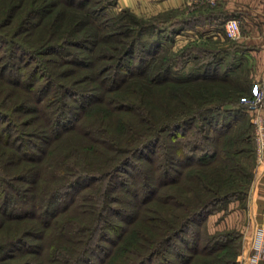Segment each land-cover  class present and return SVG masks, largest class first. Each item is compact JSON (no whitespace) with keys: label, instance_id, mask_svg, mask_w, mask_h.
I'll use <instances>...</instances> for the list:
<instances>
[{"label":"trees","instance_id":"16d2710c","mask_svg":"<svg viewBox=\"0 0 264 264\" xmlns=\"http://www.w3.org/2000/svg\"><path fill=\"white\" fill-rule=\"evenodd\" d=\"M115 2L0 0V264H238L205 227L253 177L245 90L206 93L241 64L193 46L178 74Z\"/></svg>","mask_w":264,"mask_h":264},{"label":"rangeland","instance_id":"374dc122","mask_svg":"<svg viewBox=\"0 0 264 264\" xmlns=\"http://www.w3.org/2000/svg\"><path fill=\"white\" fill-rule=\"evenodd\" d=\"M123 9L130 10L129 8L125 7L119 8L117 6L116 0L115 4L103 9L97 17H99V19L101 20H108L110 24L112 23V27H119L117 26L118 23L125 22L130 26L135 27L134 31L138 30L139 28H145L147 33L142 38L144 43L157 38L161 39L164 44L161 48L160 53H158V57L161 56L162 58H165L166 56H168L170 61H173L172 70L178 74L186 73L187 70H189L195 64L194 58L192 59L190 55L188 57L186 56L185 59H182L180 57H178V59H175L176 56H178V54H180L184 49L189 47V49H191L192 51L193 46L196 48L198 47L200 49L207 50L203 53L205 54V56H209V51H211L209 47H214L216 45L215 43H217V41H215V43H213V41L209 43L196 42L197 40H194L193 42L192 40H189V42L187 41L185 42V44L177 42L175 39L176 33H173V35L171 34L172 30L178 28L179 26V22L175 21L176 10L163 11L150 16H140L130 10L133 13L131 18L123 16V20H121L120 15L121 10ZM210 44L214 46H210ZM140 46L141 45L139 44L136 47L135 52L131 57V62H135V64L137 63L139 56L144 55V53L139 50V48H141ZM228 46L231 47L232 45L229 44ZM231 49H235V46H232ZM193 51L195 50L193 49ZM207 52H209V54H207ZM211 52L213 53L214 51L212 50ZM235 62H241L239 63L241 65H238V68L236 67V70L233 71V74L231 76L233 78H238L239 76H241L242 81L247 80L248 82L245 83L238 80L237 86L234 84H224V86L215 85V87L212 88L210 92L206 93V98L209 99L211 97L210 100L214 102L213 104H218L220 103V101L225 100V98L228 99L227 97L229 95L230 97H232L238 92H241L239 90L240 88H243V90H245L244 93L238 97L239 101L237 102V105L242 106V109L245 111L246 115H244L243 120L239 122L235 127V130H237L240 125H243V127L246 125L249 126L253 138L252 144H247L246 147H252L253 153H249V158L246 156L247 158L245 157V161L252 166L253 170L259 160L256 153L257 142L254 118L260 115L262 117L264 126V95L262 103L260 105L252 106L250 100L254 98L256 88H259V90L262 89L264 93V87H262L261 85H257V80L255 78L257 74H254L255 66L253 63H251L250 65L248 60H240L237 57L229 55V57L224 61V65H231ZM248 87L249 90H247ZM215 94L218 95L217 97H219L220 95H222L223 97L221 98V100H217L215 99ZM199 103L203 104V102L201 101H199ZM229 104L233 105V102ZM52 153L54 156L55 154L57 155V147L55 148L54 146ZM251 184L252 180L248 185L247 195L249 194ZM247 195L244 200H231L228 204V207H226L225 209H220L217 212L209 214L206 220L205 229L207 230V234L209 233L208 235L229 232V237H235V235L238 234L237 241H239L240 244L239 253L237 254L238 264H264V227H262V225H257L252 221V216L248 212L249 203L247 202ZM203 228L201 230H204ZM201 236L205 240V235ZM234 242H236V239L234 240ZM224 254L227 258L228 256H230V252Z\"/></svg>","mask_w":264,"mask_h":264},{"label":"crops","instance_id":"0c3cea01","mask_svg":"<svg viewBox=\"0 0 264 264\" xmlns=\"http://www.w3.org/2000/svg\"><path fill=\"white\" fill-rule=\"evenodd\" d=\"M117 6L129 8L140 16L176 10L175 20L186 21L190 17L189 27L177 29V42L217 41L215 46L210 44L214 46L209 47L211 51L219 52L222 61L230 55L248 60L250 65L253 63L257 85L264 87V0H218L215 4L192 0H117ZM230 17L240 22L241 32L237 38H227L224 34V20ZM247 202L252 221L264 227V153L253 168Z\"/></svg>","mask_w":264,"mask_h":264},{"label":"built area","instance_id":"2783aa9c","mask_svg":"<svg viewBox=\"0 0 264 264\" xmlns=\"http://www.w3.org/2000/svg\"><path fill=\"white\" fill-rule=\"evenodd\" d=\"M193 2H200V3H209L215 4L218 0H192ZM224 27V34L229 38H237L240 35L241 27L240 22L235 17H230L224 20L223 23ZM263 91L262 89L256 88L254 93V98L250 100L252 106L260 105L263 99ZM255 123V134H256V142L257 148L256 153L257 157L260 160L264 153V126L262 122V117L260 115L254 118Z\"/></svg>","mask_w":264,"mask_h":264}]
</instances>
